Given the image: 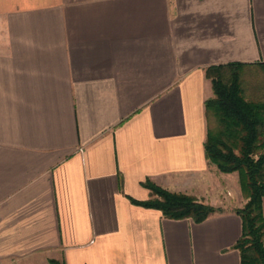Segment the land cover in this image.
<instances>
[{"label":"crops","instance_id":"0c3cea01","mask_svg":"<svg viewBox=\"0 0 264 264\" xmlns=\"http://www.w3.org/2000/svg\"><path fill=\"white\" fill-rule=\"evenodd\" d=\"M228 62H264V0H0V264H240L234 208L130 200H228L204 150Z\"/></svg>","mask_w":264,"mask_h":264},{"label":"trees","instance_id":"16d2710c","mask_svg":"<svg viewBox=\"0 0 264 264\" xmlns=\"http://www.w3.org/2000/svg\"><path fill=\"white\" fill-rule=\"evenodd\" d=\"M264 62H228L205 68L213 96L205 100L207 120L204 150L207 159L222 172L237 171L241 190L246 197L235 209L241 218V234L234 244L240 264H264V95L248 96L243 76ZM142 185L151 196L145 200L130 198L145 207L159 209L170 219H192L201 222L216 208L182 192H173L146 178ZM50 264H65L51 259Z\"/></svg>","mask_w":264,"mask_h":264},{"label":"rangeland","instance_id":"374dc122","mask_svg":"<svg viewBox=\"0 0 264 264\" xmlns=\"http://www.w3.org/2000/svg\"><path fill=\"white\" fill-rule=\"evenodd\" d=\"M255 68V71L251 70L243 76V84L245 87L246 94L248 96L256 97L264 95V71H261L262 69L259 67ZM208 162L215 167L216 171L221 174V176H223L224 194L228 197V200H226L225 203L219 206H214L209 202L207 203L214 206L217 212H222L224 210H232L233 208L235 211V209L238 208L236 206H238L239 204H241L239 207L243 206L247 199L241 190L238 172H222L217 169L214 163H211L209 160Z\"/></svg>","mask_w":264,"mask_h":264}]
</instances>
